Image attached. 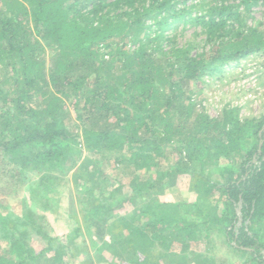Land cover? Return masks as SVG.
Instances as JSON below:
<instances>
[{
  "label": "trees",
  "instance_id": "obj_1",
  "mask_svg": "<svg viewBox=\"0 0 264 264\" xmlns=\"http://www.w3.org/2000/svg\"><path fill=\"white\" fill-rule=\"evenodd\" d=\"M261 1L0 0V69L9 88L0 87V187L9 188L2 192L13 195L11 190L30 173H48L73 160L81 136L90 165L75 175L85 189L79 191L91 197L89 204L93 199L85 209L87 219L107 223L112 214L106 211L114 206L102 199L111 184L103 187L107 178H101L99 160L120 151L124 156L118 160L127 168H159L155 156L176 148L178 160L184 154L191 165L158 180L164 187L170 184L166 178L200 166L202 174L193 177L192 185L199 200H136L131 211L114 216L113 240L104 247L119 258L127 250L128 264H187L202 255L193 244L212 232L238 257L244 255L239 264H264V115L243 120L238 108H229L213 118L187 102L190 98H181L183 85L222 79L234 61L264 52V30L246 25ZM186 15L187 21L204 26L202 50L198 41L177 45L164 33ZM48 47L54 50L51 62L39 56ZM177 109H186L184 120ZM192 117L197 125L181 142ZM223 155L234 159L228 170L219 168ZM94 159L98 164L92 169ZM212 163L216 176L205 174ZM131 185L130 198L116 195L115 205H134L150 191L149 183ZM214 189L220 193L216 204ZM37 218L31 209L0 213V241H9L11 253L1 254L0 264H31L48 253L55 256L51 264L61 263L63 254L54 244L61 236L44 231ZM29 226L46 240L41 254L27 242ZM80 231L77 227L75 236ZM203 256L201 264H215L209 253Z\"/></svg>",
  "mask_w": 264,
  "mask_h": 264
},
{
  "label": "rangeland",
  "instance_id": "obj_2",
  "mask_svg": "<svg viewBox=\"0 0 264 264\" xmlns=\"http://www.w3.org/2000/svg\"><path fill=\"white\" fill-rule=\"evenodd\" d=\"M187 5V3L181 4V8H185ZM187 18L186 15L184 19L176 20L164 33L174 43H177V45L186 44V41H198V48L202 50L204 39L206 38L203 32L204 26L187 21ZM246 20L248 27H258L264 30V2L261 1L260 4L252 7L250 16ZM117 41L120 40L117 39ZM103 49L105 48L103 47ZM53 51L48 47L39 56H44L47 62H51ZM2 80L3 72L0 69V87L6 92L9 88L3 85ZM181 94H183L181 96L182 99L190 98L189 100L187 99V102L195 104L199 111H205L213 118L220 117L224 110L229 108H238L243 120L246 118L262 117L264 115V52L252 55L248 59L241 60V62L234 61L229 65L222 79L207 77L201 86L198 85V82L183 85V92ZM68 104L72 108L71 101H68ZM70 110V114L73 113L72 109ZM177 110L178 115L184 120L186 109ZM193 120L194 118L192 117L189 121H186L188 129H184L183 135L179 138L182 140L181 142L188 139L189 133L194 131L197 123H194ZM79 139L81 142V145L78 146L80 151L74 152L72 156L73 160H66L61 168L57 169L55 167L48 173H44V171L30 173L28 178L23 182V185H16L11 190L10 193L13 195L2 192L5 189L6 192L9 190L8 185L6 187H0V213L7 214L12 212V210L21 213L25 209L28 211L31 209L36 212L38 216L37 222L42 225L41 228H44V231H48L51 235L53 234V230V236L55 234H57L56 236H61V238L59 237L60 239L54 241L56 249H59L63 254L60 264H109L110 261L118 264H128L126 262L129 255L127 250L122 251L120 259L110 251L111 248L104 247L106 243H112L113 240V235L109 227L114 220V216L125 215L131 211L136 204V200L137 204L142 203L145 199L148 200V198L159 202L177 203L195 202L199 200L196 198L197 194L192 189V185L195 183L193 177L196 174L199 176L202 174L200 166H192L190 169L191 172L188 174L178 173L174 180L166 178L165 180L170 184H166L164 187H162L161 182L158 180L160 176L162 177L163 174H167V171L177 172V169L182 168L184 164L191 165L184 154V159H180L181 161L178 160L177 156L181 158L178 149L173 148L167 150L164 157L155 156V162L157 163L159 161V168L155 166L142 169L125 167L122 163L124 160H118L123 153L115 151L110 153L106 159H102L103 161L100 162L99 160L100 164L95 159L93 162H90L91 167L94 166L92 164L101 166L103 172L101 178H107V182L103 187L107 188L111 184L108 187L109 189H107L110 193L107 194L105 192L102 199L108 205L114 206L106 211V214L111 212L112 217L108 218L107 223L100 220L87 219L89 216L85 209L92 207L93 199L89 204L90 200L87 199V196L90 197L89 193L79 191L83 187L78 186L79 181H77V175L75 173L78 174L84 170L82 165L90 164L87 160L88 152L85 148L84 140L81 136ZM98 157L100 158L101 156ZM219 164V168L228 170V168L233 166L234 159L231 156L226 157L223 155L220 158ZM215 168L216 166L214 164L211 168L206 166L205 174L211 171L214 176L218 175L219 172ZM42 178H44L45 183L41 184ZM137 181L144 182L145 184L149 183L150 191L142 197L134 199V205L133 203L129 204L127 201L115 205L117 202L115 200L116 195L121 194L125 198H130L133 194L131 183L133 184V182ZM87 184L91 185L92 182L89 181ZM124 197H122V200ZM219 198L220 193L218 189H214L211 198L213 204H216L217 200H220ZM219 206L222 207L223 202ZM192 211L190 210V213ZM237 213L241 215L240 208L237 209ZM87 222L91 224L87 225ZM249 223L250 218H247L246 224ZM77 227H80L82 231L75 236V229ZM113 229L116 230V228ZM116 231L118 232L120 229L117 228ZM25 233H28L27 242L30 243L36 253L41 254L42 250L47 246L46 240L35 231L34 227L31 229L29 226V229ZM210 235L208 237L204 235L205 238L202 241L193 244L194 250L202 255L196 256L197 258L191 257L187 264H201L203 255L207 253L212 256L211 258L215 264L234 262V264H239L240 262H244V255L238 257L232 248L222 241L220 235H217V233L212 235V232ZM262 240L264 244V238ZM9 244L8 240H5V242L0 241V255L6 252L8 254L10 253ZM122 245L123 243L119 242V247H122ZM128 246H126L127 249H129ZM102 247L104 249L101 250L100 248ZM174 249L179 250L180 246L176 245ZM12 255L15 256V253ZM54 259V254H43L42 257L39 256L38 261L35 263L31 262V264H51V262L54 263ZM194 260H197V262Z\"/></svg>",
  "mask_w": 264,
  "mask_h": 264
}]
</instances>
